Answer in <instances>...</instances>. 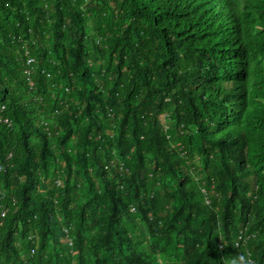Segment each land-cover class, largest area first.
I'll use <instances>...</instances> for the list:
<instances>
[{"label": "trees", "instance_id": "1", "mask_svg": "<svg viewBox=\"0 0 264 264\" xmlns=\"http://www.w3.org/2000/svg\"><path fill=\"white\" fill-rule=\"evenodd\" d=\"M0 166V264H264V0H0Z\"/></svg>", "mask_w": 264, "mask_h": 264}, {"label": "clouds", "instance_id": "2", "mask_svg": "<svg viewBox=\"0 0 264 264\" xmlns=\"http://www.w3.org/2000/svg\"><path fill=\"white\" fill-rule=\"evenodd\" d=\"M4 122H5V120H3ZM6 123V122H5ZM46 123H48V122H46V121H44L43 122V125H44V129H46ZM6 124H8L9 125V127H11L12 126V124L10 123V121L8 120V123H6ZM49 125V124H48ZM49 127H50V125H49ZM49 132V136H52L53 134H54V132L51 130V127H50V130L48 131ZM53 133V134H52ZM58 134V133H57ZM9 157H11V155L9 156ZM121 164H123V163H121ZM121 164H113V165H111V166H107V168L106 169H108V170H110V168H113V169H115V170H117V167L119 166V165H121ZM124 165V164H123ZM125 166V165H124ZM3 169V168H2ZM125 169H126V167H125ZM2 171V170H1ZM62 172V171H61ZM60 172V173H61ZM120 173V172H119ZM126 173H127V169H126ZM125 174V173H124ZM124 174H121L122 176L124 175ZM60 178H62V180H61V182H62V184H61V186H58V184H57V182H56V184H57V186L58 187H62L63 186V184H64V182H65V179H66V177L65 176H60ZM59 178V179H60ZM58 179V180H59ZM57 180V181H58ZM207 204H209V200H207ZM133 209H134V211H133ZM131 212H133V213H135L136 212V208L135 207H131ZM244 230H246L247 231V234L250 236V239L247 241V243L244 245V244H240L239 246H237V242H238V237H239V235H240V233L242 232V231H244ZM240 233L238 234V236H237V239H236V241H235V247L236 248H247L248 247V244H249V242L253 239V238H255V233L254 232H251L250 231V229H248V228H245V229H242L241 231H240ZM72 243V242H71ZM221 249H222V251H223V249H224V246H221ZM248 257H250V255H248ZM251 264H253V260L251 259V258H249V260H248Z\"/></svg>", "mask_w": 264, "mask_h": 264}, {"label": "built area", "instance_id": "3", "mask_svg": "<svg viewBox=\"0 0 264 264\" xmlns=\"http://www.w3.org/2000/svg\"><path fill=\"white\" fill-rule=\"evenodd\" d=\"M34 62H35V59H33V58H30V59L28 60V63H29V64H32V63H34ZM29 73H31V72H28V74H29ZM30 86H31L32 88H34V86H35V82H34L33 80H31V79H30ZM41 100H42V99H41ZM5 122L8 123V120H5ZM48 124H49V123H46V130H47V131L50 130V127H49ZM1 170H2V167L0 166V171H1ZM117 171L120 172L121 174L126 173L125 166H124L123 164L119 165V166L117 167ZM61 180H62V178H60V179L57 181L58 186H61V184H62ZM203 190H204V189H203ZM204 192H205V191H204ZM133 211H134V209H133ZM6 213H7V211H4V212L2 213V217H5V216H6ZM249 239H250V236L247 234V231H246V230L242 231V232L240 233L239 237H238L237 246H239L240 244H244V245H245Z\"/></svg>", "mask_w": 264, "mask_h": 264}]
</instances>
